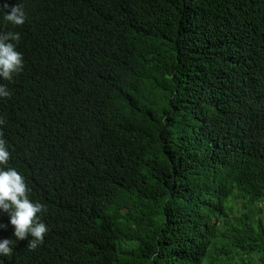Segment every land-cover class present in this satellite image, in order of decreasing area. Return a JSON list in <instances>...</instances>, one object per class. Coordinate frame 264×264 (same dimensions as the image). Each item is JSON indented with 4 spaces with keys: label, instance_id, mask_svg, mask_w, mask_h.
<instances>
[{
    "label": "trees",
    "instance_id": "1",
    "mask_svg": "<svg viewBox=\"0 0 264 264\" xmlns=\"http://www.w3.org/2000/svg\"><path fill=\"white\" fill-rule=\"evenodd\" d=\"M0 264H264V0H0Z\"/></svg>",
    "mask_w": 264,
    "mask_h": 264
},
{
    "label": "clouds",
    "instance_id": "2",
    "mask_svg": "<svg viewBox=\"0 0 264 264\" xmlns=\"http://www.w3.org/2000/svg\"><path fill=\"white\" fill-rule=\"evenodd\" d=\"M22 207H23L24 210H27V207H28V203H27V201H26L25 204L22 205Z\"/></svg>",
    "mask_w": 264,
    "mask_h": 264
}]
</instances>
